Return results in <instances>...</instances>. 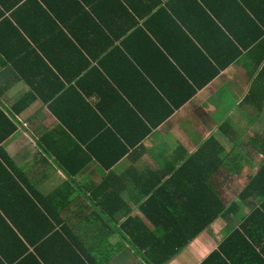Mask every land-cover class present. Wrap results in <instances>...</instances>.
<instances>
[{"label": "crops", "instance_id": "crops-1", "mask_svg": "<svg viewBox=\"0 0 264 264\" xmlns=\"http://www.w3.org/2000/svg\"><path fill=\"white\" fill-rule=\"evenodd\" d=\"M219 203L167 264L264 223V0H0V264H148Z\"/></svg>", "mask_w": 264, "mask_h": 264}, {"label": "trees", "instance_id": "trees-1", "mask_svg": "<svg viewBox=\"0 0 264 264\" xmlns=\"http://www.w3.org/2000/svg\"><path fill=\"white\" fill-rule=\"evenodd\" d=\"M221 212L222 205H220V203L214 211H199V221L202 223L201 226L183 242L169 243L167 239H165V243H161V245L151 244L150 248L152 250V256L147 257V263L167 264L187 245V240L193 238L199 231L203 230L206 226L213 222ZM256 226H258L264 234V223H244L242 225V229L233 232L229 238L219 246V249L204 263L264 264V248L262 247L260 251L255 249L256 245L260 246V244H256L255 239L251 234V231L254 230V227Z\"/></svg>", "mask_w": 264, "mask_h": 264}]
</instances>
